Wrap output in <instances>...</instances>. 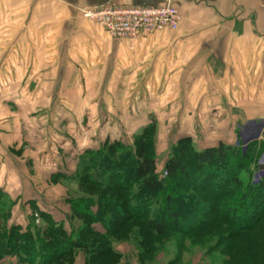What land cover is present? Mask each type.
Listing matches in <instances>:
<instances>
[{
	"label": "crops",
	"instance_id": "0c3cea01",
	"mask_svg": "<svg viewBox=\"0 0 264 264\" xmlns=\"http://www.w3.org/2000/svg\"><path fill=\"white\" fill-rule=\"evenodd\" d=\"M111 3H170L177 8L180 21L175 29L141 34L134 39L112 38L82 15L85 8ZM10 59H15L12 70L23 76L31 73L32 77L24 76L11 87ZM0 75V90L6 91L0 96V171H7L0 183L2 193L11 194L6 179L25 165L17 155L19 166L3 164L11 156L5 140L10 132L6 109L21 113L14 119L16 133H11L20 146L32 140L27 138L28 122L23 116L25 106L32 101L35 106H53L51 120L71 123L76 129L83 121H91L89 107L97 108L92 120L132 122L136 118L129 117V109L120 107L141 106L150 107L147 112L161 107L168 114L162 121L228 123L225 133L230 135H234L235 123L241 122L248 134L264 125V0H0ZM9 88L16 92L10 95ZM111 106L115 108L110 110ZM98 107L103 110L98 112ZM211 126L215 131L223 130ZM88 132L81 144L71 135L55 132L56 138H52L46 151L53 148L61 154L72 151L79 155L110 139L106 132ZM88 138L96 141L90 139L87 143ZM78 145L80 150L76 149ZM34 161L31 157L28 164ZM53 163L56 165L49 169V177L56 172H74H66L67 165ZM19 180L14 185L23 191ZM32 186L28 197L20 189L15 200L28 198L42 205L41 209L45 207L55 219H63L54 207L56 201L42 197ZM26 208L12 213L8 223L25 225L24 218L31 214ZM17 261L16 257L6 256L0 264H18Z\"/></svg>",
	"mask_w": 264,
	"mask_h": 264
},
{
	"label": "trees",
	"instance_id": "16d2710c",
	"mask_svg": "<svg viewBox=\"0 0 264 264\" xmlns=\"http://www.w3.org/2000/svg\"><path fill=\"white\" fill-rule=\"evenodd\" d=\"M155 134L156 119L151 117L130 144L107 139L84 149L75 172L51 175L75 181L86 191L65 198L70 219L79 222L70 230L35 201L29 203L26 225L8 223L10 206L4 210L1 191L0 258L16 257L20 264H72L81 251L94 264L119 256L114 242L131 238L139 264H148L157 255L153 237L197 234L219 224L220 241H226L218 252L220 264H264V173L255 182L243 180L252 172L250 165L256 167L255 141L244 148L222 141L197 148L190 136H181L160 174ZM37 220L45 226L35 224Z\"/></svg>",
	"mask_w": 264,
	"mask_h": 264
},
{
	"label": "rangeland",
	"instance_id": "374dc122",
	"mask_svg": "<svg viewBox=\"0 0 264 264\" xmlns=\"http://www.w3.org/2000/svg\"><path fill=\"white\" fill-rule=\"evenodd\" d=\"M11 60V73L9 74V85L14 83H19L22 78L25 77H32L31 73L18 74L16 70H12L15 67V59ZM29 79V78H28ZM0 81L2 82L1 75ZM13 83V84H12ZM91 86H95L92 84ZM103 86V85H102ZM100 87V86H99ZM8 90L10 95L12 89L9 88ZM101 90V89H100ZM98 91V90H97ZM6 91L0 90V96ZM46 92V91H45ZM49 92V91H48ZM46 92L45 94H47ZM104 92V91H102ZM112 92L113 91H108ZM97 93V92H96ZM61 97L62 92H60ZM76 95V92L74 93ZM76 97V96H75ZM47 103L49 99L44 98ZM47 99V100H46ZM30 100V99H29ZM26 112L24 113V117H26V121L28 122L26 127V135L27 138L29 137L32 140H28V143L20 144L17 146L16 142H14V138L12 137L16 132L17 124H15L14 119H16L17 114L21 115L20 112L16 113L14 108L6 109L10 116V129L7 137L5 136V140H7V145L11 151V156L7 157L8 161L5 159L3 162L4 165H9L10 167H17L18 160L16 159V155L19 157V161L23 164V167L19 169V171L11 172L9 177L6 179L9 181L7 183L8 190H11V194L7 192H3L4 197L1 199V202L4 204V210L10 206V213L12 215L17 214L18 209L22 207H27L28 211H31L30 202L25 198L24 200L18 201L15 200V195L17 191L21 188L17 185H14L15 180H19V176L22 179L20 182H23V191L20 190L21 193L25 192V197H28L27 193H31V185L35 189V191L45 197L50 201L55 202V208L58 212H61L63 219L61 221L64 223V226L70 230L71 225L74 228L79 225L77 220L70 219V205L65 202V198H68L69 195L76 196L78 194H84L86 192L83 188H79L78 184L75 181H65V180H55L51 177L47 176L49 173V169L54 167L56 164L53 162H58L60 165H67V171L69 170L76 171L78 169L77 164L76 166L74 163L76 162L75 157L79 156L76 155L72 151H68V154L55 151L53 148L46 151V146L50 143L52 138H56V134H63V135H71L73 139L77 141V143L81 144L87 138L85 133L88 131H100L105 133L110 137L109 141L120 140L124 143H131L135 135L139 134L145 125L150 122V118L153 117L156 119V134H155V159H156V167L157 172L163 174V165L165 160L168 157L170 152L171 146L176 142V140L185 135L187 132H191L190 136L197 148H204L209 145L216 144L218 141H222L226 144H240L243 148L251 141H255V151L258 152L256 158V167L254 168V164L250 165V169L252 170L251 174L249 175L246 173L243 176L244 183L248 180L251 182H255L258 177L262 176L264 173V125H262L259 130H253L248 134L243 130V123H235L234 126V135L226 134L225 129L227 128L228 123L217 122V123H200V122H177V121H162V117H167V112H163L161 107H154V112H147L146 109H150V107H120L123 110H128L129 117H135L136 120L132 122H101L92 120V116L96 112V107H89L91 110L89 112V120H85L81 123V125L76 129V126H71V123L67 122H57L51 120L52 117L49 115L53 106L49 107L47 104L36 105L32 101L30 105L25 106ZM75 108V107H73ZM113 109L115 107L111 106L108 107ZM119 108V107H117ZM76 109V108H75ZM103 107H98V112H101ZM77 113V112H76ZM126 111L123 113V115ZM161 113L166 114L163 116ZM77 115V114H75ZM1 116V113H0ZM54 116V114H53ZM1 118V117H0ZM36 120H35V119ZM158 118V119H157ZM176 119V118H175ZM89 123V126L86 124ZM211 125H216V127L221 128L223 130L215 131ZM211 126V127H210ZM82 128V129H81ZM259 131V133H258ZM55 132H57L55 134ZM14 133V134H11ZM33 133V134H31ZM89 133V132H88ZM215 136V137H214ZM214 137V138H213ZM96 141L94 138H88L87 143L90 141ZM107 140V139H106ZM35 141V142H34ZM67 141L69 139L67 138ZM6 143V142H5ZM65 144V143H64ZM67 147V145H66ZM63 148V147H62ZM82 147L80 145L77 146V150H80ZM96 148V147H95ZM68 149V148H67ZM63 150H65L63 148ZM42 152L41 155L38 153ZM59 155V157L65 156L63 158H56L53 155ZM1 156V152H0ZM34 157L35 161L33 163L30 162V158ZM55 158L57 159L55 161ZM37 159V160H36ZM0 161L2 159L0 158ZM24 161V162H23ZM78 162V157H77ZM22 165V164H21ZM19 166V165H18ZM55 168V167H54ZM7 173V171H0V183L3 180V177ZM19 173V176L18 174ZM34 183V184H33ZM31 184V185H30ZM21 185V183H20ZM35 185V186H34ZM29 189V191H27ZM11 202H13L11 204ZM52 205V203H50ZM41 208L42 205H37ZM45 210H47L44 207ZM43 210V209H42ZM66 211H69L66 214ZM181 211V209H180ZM65 213V214H64ZM190 215V213H189ZM188 216V215H187ZM186 216V217H187ZM11 217L8 219L10 222ZM59 220V219H58ZM25 225L28 223L27 218H24ZM1 224V220H0ZM35 224L41 225L42 227L45 226L40 220H37ZM95 228L101 229L99 224L94 225ZM222 226L217 224L212 228L204 230L203 232L197 234H180L177 232L169 233L165 236L160 238H154L153 241L155 242L157 251V255L150 261H146L148 264H210L213 262L215 264H220L221 261L218 257V252L222 250L226 241H220L219 231L223 229ZM229 231H233V229L228 228ZM246 234V233H245ZM244 234V235H245ZM243 235V234H242ZM223 243V244H222ZM114 249L119 252V256H108L102 258L101 260H97L94 264H110V262L116 260L117 262L113 264H139V253L138 248L135 243H132L131 238H126L123 241H118V239L114 242ZM206 250L208 252H206ZM4 258V257H3ZM3 258H0L3 259ZM13 258V257H12ZM72 264H88L85 258L84 252H78L74 259H72ZM18 264H20L17 261ZM227 264V263H225ZM230 264V261L228 262Z\"/></svg>",
	"mask_w": 264,
	"mask_h": 264
},
{
	"label": "built area",
	"instance_id": "2783aa9c",
	"mask_svg": "<svg viewBox=\"0 0 264 264\" xmlns=\"http://www.w3.org/2000/svg\"><path fill=\"white\" fill-rule=\"evenodd\" d=\"M82 15L117 39H134L141 34L175 29L180 21L177 8L170 3L158 6H120L111 3L85 8Z\"/></svg>",
	"mask_w": 264,
	"mask_h": 264
}]
</instances>
